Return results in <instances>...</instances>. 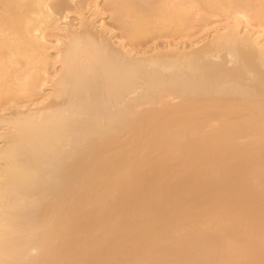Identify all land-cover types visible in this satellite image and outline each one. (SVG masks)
I'll use <instances>...</instances> for the list:
<instances>
[{
    "label": "bare ground",
    "instance_id": "bare-ground-1",
    "mask_svg": "<svg viewBox=\"0 0 264 264\" xmlns=\"http://www.w3.org/2000/svg\"><path fill=\"white\" fill-rule=\"evenodd\" d=\"M0 264H264V0H0Z\"/></svg>",
    "mask_w": 264,
    "mask_h": 264
},
{
    "label": "rangeland",
    "instance_id": "rangeland-1",
    "mask_svg": "<svg viewBox=\"0 0 264 264\" xmlns=\"http://www.w3.org/2000/svg\"><path fill=\"white\" fill-rule=\"evenodd\" d=\"M107 14H108V15H105V19H106L107 21H109V20H110L109 17H108V16H109V13L107 12ZM107 23L109 24V22H107Z\"/></svg>",
    "mask_w": 264,
    "mask_h": 264
}]
</instances>
